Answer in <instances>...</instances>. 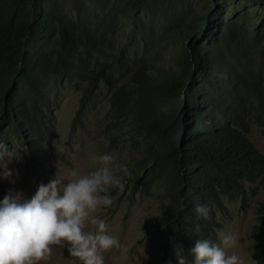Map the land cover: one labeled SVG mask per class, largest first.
Wrapping results in <instances>:
<instances>
[{"label": "trees", "instance_id": "16d2710c", "mask_svg": "<svg viewBox=\"0 0 264 264\" xmlns=\"http://www.w3.org/2000/svg\"><path fill=\"white\" fill-rule=\"evenodd\" d=\"M124 1L137 17L146 0ZM77 12L70 16L59 0H0V143H16L25 166L43 180L55 179L47 79L72 78L76 89L83 84L71 130L105 83L115 121L128 117L143 140L146 183L163 187L165 202L148 225L162 238L164 254L178 252L193 264L198 239L218 243L223 198L244 205L247 185L256 180L264 192V155L246 136L250 122L264 134V36L229 20L215 43H202L208 20L202 15L182 31L183 56L174 72L152 74L142 59L134 60L129 77L115 84L110 62L124 47L108 63L92 61L111 48L112 30ZM197 205L210 209L209 219L195 212ZM255 213L251 231L264 236V197ZM257 247L252 259L264 264V242Z\"/></svg>", "mask_w": 264, "mask_h": 264}, {"label": "rangeland", "instance_id": "374dc122", "mask_svg": "<svg viewBox=\"0 0 264 264\" xmlns=\"http://www.w3.org/2000/svg\"><path fill=\"white\" fill-rule=\"evenodd\" d=\"M59 1L70 16L76 15L78 10L88 23L104 22L112 30L111 48H107L106 55L92 56V61L108 63L113 59L109 54L119 57V48L124 47L123 56L110 62L115 84L129 77V72L136 67L134 60L142 59L152 74L174 72L183 56L182 31L197 26L202 15L208 17L200 36L202 43H215L213 37L220 34L222 25L229 20L242 23L248 31L264 36V2L258 0H146L138 9L137 17L124 0ZM75 83L72 78L47 79L46 91L54 105V134L50 148L54 176L66 179L71 170L87 174L100 167L99 156L112 155L114 165L126 166L130 175L115 171V175L122 179L123 188H112L108 195L113 198V203L97 213L108 225V233L117 237L122 246L104 254L105 264H178L177 256L181 255L175 251L164 254L162 238L148 225V220L160 213L165 198L159 182L147 184L145 181L147 167L141 163V136L132 130L128 117L115 121L110 111L111 89L103 82H100L89 102L81 123H76L71 130L70 122L83 86L79 84V89H76ZM246 136L264 155V134L260 126L250 122ZM8 148L16 152L17 145L12 142ZM8 168L14 172L10 179H14L15 183L0 180V201L10 189L23 193L25 199H31L39 185L50 182L43 180L20 159L11 162ZM263 197L261 182L256 180L247 185L244 205L238 198L224 197L226 210L217 212L221 223L217 239L220 231L237 234L241 247L236 251L245 258L246 264L247 254L256 252L257 245L264 242V236H256L251 231L258 222L255 207ZM39 264L81 262L68 254L66 246H54L51 256ZM186 264L191 263L186 260Z\"/></svg>", "mask_w": 264, "mask_h": 264}, {"label": "clouds", "instance_id": "9594fccd", "mask_svg": "<svg viewBox=\"0 0 264 264\" xmlns=\"http://www.w3.org/2000/svg\"><path fill=\"white\" fill-rule=\"evenodd\" d=\"M19 159L18 153L0 143V180L15 183L8 165ZM114 159L104 154L98 157L100 167L95 171L71 170L66 179L56 175L47 185H39L31 199L10 189L0 201V264H39L51 256L54 246H66L81 264H105L104 254L122 246L97 213L113 203L108 195L112 188H123L115 171L130 175L126 166L114 165ZM195 212L210 218L207 206L197 205ZM217 240L198 239L191 251L193 264H246L236 251L241 247L237 234L220 231ZM247 255V264H259L252 251ZM177 260L186 264L184 256Z\"/></svg>", "mask_w": 264, "mask_h": 264}]
</instances>
